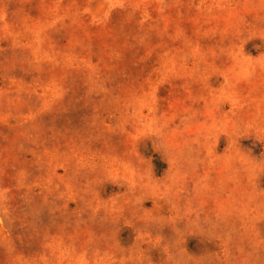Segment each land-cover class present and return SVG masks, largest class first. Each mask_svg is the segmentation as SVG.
<instances>
[{"label": "rangeland", "instance_id": "rangeland-1", "mask_svg": "<svg viewBox=\"0 0 264 264\" xmlns=\"http://www.w3.org/2000/svg\"><path fill=\"white\" fill-rule=\"evenodd\" d=\"M264 0H0V264H264Z\"/></svg>", "mask_w": 264, "mask_h": 264}, {"label": "clouds", "instance_id": "clouds-1", "mask_svg": "<svg viewBox=\"0 0 264 264\" xmlns=\"http://www.w3.org/2000/svg\"><path fill=\"white\" fill-rule=\"evenodd\" d=\"M261 55H264V53H261Z\"/></svg>", "mask_w": 264, "mask_h": 264}]
</instances>
